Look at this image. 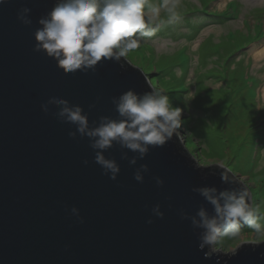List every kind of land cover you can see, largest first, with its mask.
Masks as SVG:
<instances>
[{
	"label": "water",
	"instance_id": "water-1",
	"mask_svg": "<svg viewBox=\"0 0 264 264\" xmlns=\"http://www.w3.org/2000/svg\"><path fill=\"white\" fill-rule=\"evenodd\" d=\"M62 2L0 4V264H264V242L210 253L205 220L227 226L202 190L221 206V193H246L250 212L252 194L226 169L198 166L177 133L145 153L120 138L102 150L60 115L54 101H67L93 131L126 119L117 109L125 93L154 94L123 57L65 73L37 51L40 20Z\"/></svg>",
	"mask_w": 264,
	"mask_h": 264
},
{
	"label": "rangeland",
	"instance_id": "rangeland-1",
	"mask_svg": "<svg viewBox=\"0 0 264 264\" xmlns=\"http://www.w3.org/2000/svg\"><path fill=\"white\" fill-rule=\"evenodd\" d=\"M232 1V17L238 6L239 17L230 22L221 14ZM144 3L142 31L153 35L137 32L131 39L139 47L121 57L146 76L157 97L166 95L172 107L182 109L176 133L195 163L226 169L255 197L250 222L233 226L236 235L217 231L210 253L229 254L244 244L262 243L253 241L264 234V24L259 29L244 21L264 20V0ZM150 6L160 7L158 17ZM261 130L263 139L259 143L256 137L254 144Z\"/></svg>",
	"mask_w": 264,
	"mask_h": 264
},
{
	"label": "clouds",
	"instance_id": "clouds-1",
	"mask_svg": "<svg viewBox=\"0 0 264 264\" xmlns=\"http://www.w3.org/2000/svg\"><path fill=\"white\" fill-rule=\"evenodd\" d=\"M4 2L0 0V4ZM150 7L158 17L160 7ZM164 7H168L167 4ZM144 8V0H64L53 8L49 19L40 20L43 27L35 33L37 51L43 49L49 57L56 59L65 73L92 67L113 55L117 58L124 56L139 47V41L131 39L137 32L143 36L153 35V32L142 31L146 27ZM24 11L27 13L28 9ZM168 11L171 13L172 8H168ZM20 18L24 20V17ZM152 20L153 16L150 15L148 22ZM24 22L30 23L27 20ZM54 102L65 105L60 115H66L69 122L77 124L81 134L96 138L93 147L102 150L111 147L112 141L120 138L129 149L145 153L148 149L142 145L163 147L182 126V109L172 107L166 95L157 97L149 94L139 99L129 91L120 98L117 106L120 115L126 119L109 121L93 131H88L87 117L81 114L80 108L69 109L67 101L63 100ZM97 162L113 173L119 171L116 164L105 160L103 155L98 154ZM112 178L115 179V175ZM136 179L140 180L141 177L138 175ZM223 179L226 180L227 176H223ZM210 191L215 190L204 189L202 194L216 207L217 213L223 215L226 234L239 219L250 222L252 213L245 202L246 193L239 198L235 194L221 193L225 201L221 206L209 195ZM72 211L77 210L73 208ZM199 215L204 217L205 213L201 211ZM205 227L207 235L204 240L211 243L218 231L216 221L206 219ZM232 234L236 235L237 232L233 231ZM261 241H264V234L259 235L253 243Z\"/></svg>",
	"mask_w": 264,
	"mask_h": 264
},
{
	"label": "trees",
	"instance_id": "trees-1",
	"mask_svg": "<svg viewBox=\"0 0 264 264\" xmlns=\"http://www.w3.org/2000/svg\"><path fill=\"white\" fill-rule=\"evenodd\" d=\"M253 200H255L254 194H253ZM253 208L255 209V204L253 205ZM253 214H254V213H252V216H253ZM251 218H252V217H251ZM263 224H264V222H263ZM237 229H238V228H233V229H231V230L234 231V230H237Z\"/></svg>",
	"mask_w": 264,
	"mask_h": 264
},
{
	"label": "bare ground",
	"instance_id": "bare-ground-1",
	"mask_svg": "<svg viewBox=\"0 0 264 264\" xmlns=\"http://www.w3.org/2000/svg\"><path fill=\"white\" fill-rule=\"evenodd\" d=\"M189 93V92H188ZM263 93H264V91H263Z\"/></svg>",
	"mask_w": 264,
	"mask_h": 264
}]
</instances>
